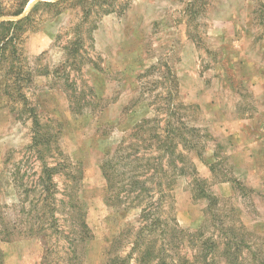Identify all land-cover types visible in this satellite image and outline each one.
<instances>
[{"label": "rangeland", "instance_id": "obj_1", "mask_svg": "<svg viewBox=\"0 0 264 264\" xmlns=\"http://www.w3.org/2000/svg\"><path fill=\"white\" fill-rule=\"evenodd\" d=\"M36 1L28 2L23 15ZM21 2L0 0L6 14L0 19L17 18L10 13ZM80 16L77 8L59 15L39 10L22 36L19 56L33 71L25 89L29 104L81 170L75 195L92 236L77 242L78 262L104 264L120 231L140 222L135 193H122L125 203L111 198L106 158L117 170L122 166L124 178L137 175L149 187L147 198L156 201L158 189L165 191L166 200L150 218L173 216L196 231L209 216L208 201L195 197L198 176L206 180L200 185L219 197L214 210L219 216L239 218L264 238V0H133L123 13L93 16L86 25L97 20L93 43L85 40L77 65L63 66L64 45ZM2 70L0 217L13 222L20 218L13 172L19 170L18 184L23 180L33 189L41 165L30 148L33 120L4 93ZM142 120L148 121L147 131L135 135ZM169 121L178 129L177 153L186 157L184 162L177 157L183 173L160 159ZM122 153H135L141 161L127 165ZM55 180L60 209L54 215L50 208L29 210L18 225L21 233L0 240L3 264H78L70 259L73 249L63 233L71 223L60 203L70 192L68 180L60 174ZM29 194L28 201L36 197ZM38 217L45 220L41 232ZM31 222L33 234L26 229ZM131 240L125 232L118 244ZM129 264H136L135 257Z\"/></svg>", "mask_w": 264, "mask_h": 264}, {"label": "trees", "instance_id": "obj_2", "mask_svg": "<svg viewBox=\"0 0 264 264\" xmlns=\"http://www.w3.org/2000/svg\"><path fill=\"white\" fill-rule=\"evenodd\" d=\"M29 1L22 0L20 7L10 13L11 17L17 18L0 19V70L3 69V75L7 79L4 93L11 97L15 105L21 103L23 111L29 112V117L33 120V139L30 148L34 151L41 165V170L33 189L32 186L29 187L28 184L23 183V180L18 184L19 170L18 174L13 172L15 185L19 191L18 211L20 218L19 220L15 219L13 222H7L4 216L0 217V240L10 239L15 232L21 233L18 225L20 222H24L23 217L29 210L31 213L32 211H45L50 208L52 209V215L55 214L58 204L54 200L56 193L59 192L55 176L60 174L68 180L66 189L70 190L69 193L66 192L65 198L60 200L62 204L61 211L66 209V220H71V223L68 224V231L63 233H67L65 238L73 249L72 253L74 254L70 259L74 257L78 262L81 258L80 256L77 257V242L85 244L92 236L83 208L75 195V188L82 181L81 170H78L76 163L64 154L58 144L57 135L52 134L50 126L41 122L36 109L28 102L25 89L32 82L33 71L27 69L19 57L21 39L28 25L34 23L35 14L39 10L59 15L66 9L77 8L81 16L72 28L73 36L64 45L66 61L63 66H67L70 61L77 65L85 40L89 38L92 43L94 40L92 33L97 25V20L94 19L92 26H86L88 23L93 22L92 17L102 16L110 12L123 13L133 0H38L35 2L34 7L23 15ZM119 1L120 4L117 7ZM5 15L0 10V18ZM59 70L57 68L55 71L58 72ZM147 123V120L139 122L136 125L134 134L138 135L142 129L143 132L147 131ZM193 131H195V134L197 133L196 129ZM164 132L167 134L164 139L160 140L164 142L160 146L163 151L160 159H166L169 166L183 173L184 166L179 168L177 164V157L182 162L186 159L184 154L177 153L178 129L173 127L169 121ZM129 148V146L126 147V149ZM120 152L121 150L118 151L115 159L120 155ZM134 155L136 154L122 153V162L127 161L126 164L130 165L141 161L139 156ZM132 157L133 160L129 161ZM103 166L105 177L109 182L111 198H115L120 203H125L128 196L122 197V193L129 195L135 193L133 200L137 201V204H134L139 207L141 216L139 224L138 221L127 223L120 234L114 238L112 247L107 250L108 256L104 264H129L133 257H135L136 264H264V238L256 236L255 232L249 230L239 218L227 220L223 216H219L214 210L220 205V199L200 185L206 181L205 179L198 176L194 178L195 197H202L208 201L207 214L209 213V216L206 215L196 231H191L181 227L176 217L173 216L163 218L158 215L150 218L152 210L163 205V201L166 200L164 199L166 195L163 189H158L161 197L154 201V198H147L150 191L149 187H146L137 175L130 174L124 178L123 172L120 171L122 166L120 165V170H117L113 165V161L109 158H106ZM20 178L23 179V176ZM116 180L120 181L119 184H116ZM31 192H34L36 197L28 201ZM26 209H28L27 212ZM38 219L39 226H37V230L41 232L46 229L44 226L45 220L42 221L39 217ZM28 225L29 227L26 229L30 230L27 232L33 234L36 223L31 222ZM125 232L132 237L129 242L131 248L127 254H125V248L129 244L125 242L120 246L118 244ZM0 264H3L1 247ZM78 264L82 263L78 262Z\"/></svg>", "mask_w": 264, "mask_h": 264}]
</instances>
